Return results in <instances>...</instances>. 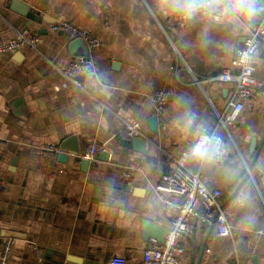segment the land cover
<instances>
[{"label": "crops", "instance_id": "crops-1", "mask_svg": "<svg viewBox=\"0 0 264 264\" xmlns=\"http://www.w3.org/2000/svg\"><path fill=\"white\" fill-rule=\"evenodd\" d=\"M21 1L33 16L0 0V43L22 29L39 36L36 48L0 53V180L7 185L0 191V249L7 233L15 236L7 264H108L113 254L129 264L140 261L152 238L143 223L167 228L172 218L152 193L159 176L200 131L213 130L225 139L227 159L217 163L208 152L190 156L187 165L221 191L230 234L217 237L195 223L182 239L179 264H237L241 258L264 264V47L254 55L246 79L252 95L241 113L226 130L216 125L231 91V83L216 77L224 69L235 72L230 60L249 26L260 21L264 0L242 28L200 15L183 29L173 25L174 16L157 13L156 0ZM58 21L90 31L102 44L86 45L84 57L77 38L49 28ZM79 58L90 60L93 71L63 78L58 69ZM162 89L168 97L154 132L152 99ZM126 120L140 124L143 151L124 131ZM71 136L79 154L95 141L107 160L95 156L84 171L78 160L59 162L58 147ZM49 144L57 146L54 155L41 151ZM134 160L141 169L132 177L116 174Z\"/></svg>", "mask_w": 264, "mask_h": 264}, {"label": "built area", "instance_id": "built-area-1", "mask_svg": "<svg viewBox=\"0 0 264 264\" xmlns=\"http://www.w3.org/2000/svg\"><path fill=\"white\" fill-rule=\"evenodd\" d=\"M206 15V14H202ZM173 25L183 29L187 23L177 17H173ZM49 28L52 31H64L75 38H81L89 48L102 44L101 40L90 31L77 27L67 21L51 23ZM39 40L37 33L28 29L15 32L14 37L0 43V53L18 49L22 46L36 48ZM264 47V13L260 21L249 26L248 34L242 43L236 48L230 60V67L235 70L231 72L224 69L216 78L231 83V91L223 109L217 112L216 125L227 129L241 113L244 102L252 95V91L246 84V79L254 72V55ZM63 78L73 80L77 75L88 74L93 71V63L88 59H73L66 66L58 69ZM168 92L164 89L158 90L152 101L155 116L162 120ZM123 129L130 137L142 135L141 126L136 120L123 121ZM104 150V146L95 141L90 142L81 151V158L92 160L98 153ZM44 154L54 155L57 153V146L49 144L41 147ZM208 152L217 163L227 159V145L222 134L213 130L210 132L200 131L190 147L182 151L177 157L168 161V170L163 172L153 188V195L158 197L163 207L171 213V221L167 227L164 238L158 242L155 238L149 239L145 249L142 251L140 261L131 264H179V260L185 252L182 239L186 234L192 232L195 223L204 226H211L214 235L225 237L230 234V226L227 221L226 212L220 206L219 189L209 188L200 176L198 171L191 170L187 165L190 156L203 158ZM141 169L139 161H131L124 168L115 172L122 178H130ZM7 188L5 181L0 180V191ZM262 230H258L252 239V246L255 247ZM14 240L6 237L0 249V264H7L13 249ZM29 248L40 260L39 249L33 244ZM108 264H129L127 259L121 255L113 254ZM237 264H253L251 258H241Z\"/></svg>", "mask_w": 264, "mask_h": 264}, {"label": "clouds", "instance_id": "clouds-1", "mask_svg": "<svg viewBox=\"0 0 264 264\" xmlns=\"http://www.w3.org/2000/svg\"><path fill=\"white\" fill-rule=\"evenodd\" d=\"M257 0H156L160 15H171L188 23L206 14L213 23H232L242 28L259 13ZM205 39L207 33H204Z\"/></svg>", "mask_w": 264, "mask_h": 264}, {"label": "water", "instance_id": "water-1", "mask_svg": "<svg viewBox=\"0 0 264 264\" xmlns=\"http://www.w3.org/2000/svg\"><path fill=\"white\" fill-rule=\"evenodd\" d=\"M8 7L10 8L11 11L25 16V17H31L33 16V13L30 11V7L28 4L22 2L21 0H8ZM79 43L82 47H84L85 51L83 56L87 57V48L86 44L81 38H77L75 41V44ZM74 45V43H73ZM81 75L76 76L75 79H79ZM158 122L156 116H153L152 119L150 120V128L152 131L156 132L158 130ZM74 137H68L65 140H63L59 147H58V153H57V160L61 163H68V164H73L77 160L79 161V169L84 171L86 170L89 160L84 159L79 157V148L76 144H74ZM146 138L139 135V136H133L131 137V142L133 144V147L137 151H143L146 145ZM253 138L251 139V150H253L254 142ZM97 159L101 160H107L108 158V153L103 151L100 152L98 155H96ZM11 165H14V162L11 163ZM144 227V235L145 237H152L155 238L158 242H161L164 238V235L166 233L167 228H162L158 227L157 225H154L153 223H150L149 221H145L143 223ZM212 228L211 226H209ZM14 233H7V237H15L12 235ZM254 264H257V262L254 260Z\"/></svg>", "mask_w": 264, "mask_h": 264}, {"label": "rangeland", "instance_id": "rangeland-1", "mask_svg": "<svg viewBox=\"0 0 264 264\" xmlns=\"http://www.w3.org/2000/svg\"><path fill=\"white\" fill-rule=\"evenodd\" d=\"M13 240H14V242H15V239L13 238ZM29 244H31V243H29ZM28 244V245H29ZM13 245H14V243H13ZM39 252H40V250H39ZM35 256H36V254H35ZM37 257V256H36ZM40 259H41V252H40ZM39 260V259H38Z\"/></svg>", "mask_w": 264, "mask_h": 264}]
</instances>
